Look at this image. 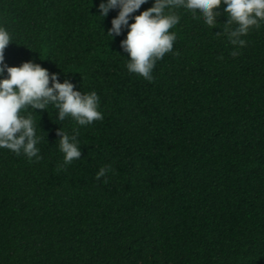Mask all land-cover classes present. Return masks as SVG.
<instances>
[{"label": "trees", "instance_id": "trees-1", "mask_svg": "<svg viewBox=\"0 0 264 264\" xmlns=\"http://www.w3.org/2000/svg\"><path fill=\"white\" fill-rule=\"evenodd\" d=\"M99 2L0 0L5 63L94 90L102 113L78 125L25 110L41 158L0 148V264H264V22L234 46L223 5L213 26L176 9L149 81L127 71V29L111 39L118 9L96 16ZM60 127L77 130L68 164Z\"/></svg>", "mask_w": 264, "mask_h": 264}, {"label": "clouds", "instance_id": "clouds-1", "mask_svg": "<svg viewBox=\"0 0 264 264\" xmlns=\"http://www.w3.org/2000/svg\"><path fill=\"white\" fill-rule=\"evenodd\" d=\"M146 2L100 0L96 16L104 18L109 10L118 9L106 33L112 39L113 35H120L123 29H127L119 42L128 56L126 69L149 81L153 79L151 71L155 62L174 51L176 35L169 29H175L179 23L176 9L187 10L194 18L202 17L206 25L213 26L218 24L217 17L221 15L218 8L223 5L227 20L223 22L222 32L234 46H243L246 41L242 36L252 26L259 27L264 22V0H152L150 7L132 15ZM10 42V32L0 25V148L16 154L22 152L30 160L33 157L39 160L37 144L41 137L36 134L32 112L25 110H43L51 104L57 109L56 119L63 120L68 116L76 124L86 125L102 119L98 95L94 90L81 92L67 78L61 82L58 73H50L32 60L9 66L4 60V50ZM229 54L237 55L238 49L234 47ZM56 132L63 164L78 159L81 151L76 139L77 130L73 128L70 135L60 127ZM109 169L110 165H102L95 176H105Z\"/></svg>", "mask_w": 264, "mask_h": 264}]
</instances>
